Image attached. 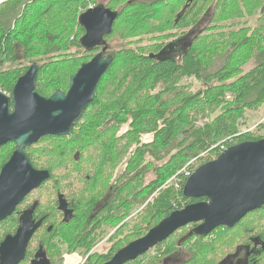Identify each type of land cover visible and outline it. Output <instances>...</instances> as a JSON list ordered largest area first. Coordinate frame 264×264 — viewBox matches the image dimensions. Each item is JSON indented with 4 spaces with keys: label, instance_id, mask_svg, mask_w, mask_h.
Instances as JSON below:
<instances>
[{
    "label": "trees",
    "instance_id": "1",
    "mask_svg": "<svg viewBox=\"0 0 264 264\" xmlns=\"http://www.w3.org/2000/svg\"><path fill=\"white\" fill-rule=\"evenodd\" d=\"M79 1L6 0L0 4V67L17 63L14 68L0 69V90L10 93L17 78L34 61L39 64L35 86L38 93L49 96L68 88L69 77L86 60L81 53L75 59H60L64 51L81 48L79 38L84 29L78 23ZM123 1L122 16L113 29L121 37L153 36L167 28L196 27L204 13L210 16L211 24L190 38L187 51L178 61L162 54L155 56L144 47H124L114 53L95 88L93 101L72 133L44 136L26 149L32 165L49 170L52 176L45 184L43 201L36 199L33 210L34 216H42L47 224L36 238L43 243L50 264H64V255L74 252L85 257L82 264H103L174 210L205 200L183 195L189 177L184 170L191 174L227 147L264 137L238 128L247 110L264 104V24L239 29L233 32L231 41L224 42L215 32L219 26H213L222 18L233 20L256 14L264 0H188L186 19L177 23L172 19L173 8L184 0H164L165 5L163 0ZM160 15L164 17L159 19ZM162 46L159 44L157 50ZM26 60L30 64L22 66ZM189 79L200 87L192 90ZM217 107L220 111L214 110ZM201 115H206V120L198 121ZM263 125L258 123L257 130L262 131ZM144 134H151V139L143 140ZM40 143L42 148L35 149ZM7 146L14 149L10 142L0 146V152ZM10 151L0 154V167ZM35 155H44L43 162H37ZM191 160L195 163L187 165ZM123 161L122 172L111 181V173ZM149 172L152 177L146 180ZM108 187L113 193L107 204L98 215L90 217ZM18 215L12 213L0 221V241L14 232ZM125 219L105 238L110 244L106 252L91 251L95 242L103 239L106 227ZM49 225L51 230H47ZM251 229L255 234L264 231V207L247 213L230 229L217 228L205 237L206 242L196 237L197 241L191 243L195 236L189 235L186 227L180 229V235L169 238H188L190 262L202 264L197 259L210 255L216 242L246 237L243 234ZM157 248L145 254H166L175 246L164 241ZM30 257L28 249L20 264ZM137 260L126 264H137Z\"/></svg>",
    "mask_w": 264,
    "mask_h": 264
},
{
    "label": "water",
    "instance_id": "2",
    "mask_svg": "<svg viewBox=\"0 0 264 264\" xmlns=\"http://www.w3.org/2000/svg\"><path fill=\"white\" fill-rule=\"evenodd\" d=\"M116 17V12L102 5L81 12L78 23L84 34L79 38L80 46L85 51L102 46ZM112 61L110 54H95L69 77L66 91L59 89L49 96L35 90L39 64L34 61L17 78L10 93L0 90V146L14 144V150L0 167V221L10 216L28 193L51 176L49 170L32 165L26 149L44 136L72 133ZM182 193L185 197L205 200L174 210L103 264H126L135 260L189 223L200 222L194 233L204 237L220 226L233 227L247 213L261 208L264 205V137L231 145L216 158L198 166L184 183ZM107 199L105 196L96 204L93 215L106 205ZM35 206L36 202L22 211L14 234L5 235L0 241V264H19L24 259L28 242L40 223L33 219ZM38 263L49 264L45 255Z\"/></svg>",
    "mask_w": 264,
    "mask_h": 264
},
{
    "label": "flooded vegetation",
    "instance_id": "3",
    "mask_svg": "<svg viewBox=\"0 0 264 264\" xmlns=\"http://www.w3.org/2000/svg\"><path fill=\"white\" fill-rule=\"evenodd\" d=\"M97 1L98 0H94L92 2V4H90L86 9H92V8L96 7L97 5H102L105 8L110 9V11L116 12L117 17L113 21L111 33L104 36V44L100 47H96L92 50L86 51L87 54H90V57L88 59L82 61L81 64L85 61H88L91 57H93L95 54H97L99 52L102 53L103 56H107L109 54L110 55L114 54V52H111V47L109 46V41L111 39L110 36L113 32L115 22L120 18V16H122L121 13L124 10V3L116 2L114 0H112V2H110L109 0H103V1H98V2ZM147 1L148 2H157L158 0H147ZM188 5H189V1L184 0L182 2L181 6H178L177 8H173V14L174 15H173L172 19L176 23L179 21V19H182V22L185 21L186 15L188 13V8H187ZM259 12H260V14H264V5L261 7ZM206 16L207 15L205 13L202 15L200 23L203 22V20H204V18H206ZM162 17H164V16L163 15L158 16L159 19ZM208 21H210V16L208 17ZM171 32H173V30ZM177 32L178 33L173 35L170 38L171 39L170 41L164 43L163 46L160 49H158L154 55L158 54L163 49L161 56H165L166 58L170 57L176 61L180 60L181 59L180 55L181 54L183 55L187 51V48L190 45V38H189L190 27L177 28ZM81 49H83V48L81 47ZM38 169H41V168H38ZM51 177L52 176H50V178ZM50 178L43 181L35 190L28 193L23 198V200L16 206L13 213H15V214L19 213L18 219H19V216L22 213V211L31 207L34 204V202L36 201V199L34 200V198L30 199L31 196L33 194H35V192L38 191L39 189L43 188V190H44L45 184L48 180H50ZM55 179H57V178L55 177ZM56 183H57V181H56ZM112 193H113V190L111 189V187H108V189L104 195V197L107 196V198H108L107 202H108ZM104 197H103V199H104ZM55 202H56L55 209L57 211V198H56ZM36 204H37V202H36ZM262 207H264V205ZM261 208H259V209H261ZM259 209H256V210H259ZM61 212L64 215V212L63 211H61ZM92 213H93V210H92ZM92 213H91L90 217H95L96 215H98L100 213V210L94 215ZM33 219L35 220V222L39 221L40 223H39V227L35 230L32 237L30 238L28 245H27V248H26V253H27L28 249L29 250L31 249V257L28 261V264H39L38 263L39 258L41 256H44V255L50 264V260L48 259L46 254L43 252V249H42V247L44 246L43 243L41 241L37 240V238H36L37 233H39V232L42 233L44 231V227H47V224L43 221L42 216H40V217L34 216V211H33ZM199 224H200V222L189 223L185 226L178 228L171 235H169L164 241L168 244V246H171V247H172V245L175 246V248L172 249L171 252L166 253V254L158 253V254H152V255H146L145 254L146 252H145L143 255L136 258V259H138L137 264H147V262H148L147 260H150L151 264H192L190 262V260L192 258H190V255H189V252L187 249V245H188V241H189L188 238H186V239L185 238L170 239L169 237L172 235H180L182 232L180 229L183 227H186V229H189L188 234L189 235L194 234V236H195V238H193L190 242L191 243L196 242L197 241L196 237H201V236H198L194 233L195 228ZM17 225H18V223H17ZM220 227H223V226H220ZM16 228H17V226L15 227V230H16ZM51 229H52V227H51V225H49V228L47 230H51ZM216 229H214V230H216ZM228 229H230V228H228ZM15 230H14V232H15ZM14 232H12L10 234H14ZM212 232L210 234H208L207 236L211 235ZM255 233H257V232H255L253 229H251V232H247V233L243 234V236H246V237H235V238H230V239L219 240L218 242H216L215 248L210 255L200 257L197 260H199V262H201L202 264H264V238L262 237V236H264V231H261L259 234H255ZM207 236L202 237V238H204L203 242L207 241L205 238ZM56 238L57 237H55V239ZM164 241L155 245L151 249L158 251L157 246L164 243ZM162 249L163 248H161V250ZM166 250L170 251V248L167 247ZM40 262H42V261H40Z\"/></svg>",
    "mask_w": 264,
    "mask_h": 264
},
{
    "label": "rangeland",
    "instance_id": "4",
    "mask_svg": "<svg viewBox=\"0 0 264 264\" xmlns=\"http://www.w3.org/2000/svg\"><path fill=\"white\" fill-rule=\"evenodd\" d=\"M4 1H6V0H1L0 4L3 3ZM93 1L94 0H84V1L81 0V1H79L77 6H76L77 13L83 12L90 4H92ZM98 1H103V0H98ZM109 1L112 2V0H109ZM114 1L125 3V1H123V0H114ZM162 2L165 5V4H167L168 0H167V2H165L164 0ZM168 3H170V2H168ZM259 11L260 10H258L256 12V14H254V15L242 16L239 19L230 20V19H223L222 18L220 20L215 21V23H213V26L214 25L219 26L218 28L215 29V32L218 34L217 38L219 39V41L220 42H222V41L224 42V40L231 41L233 39V35H234L233 32H235L239 29H242V28L243 29L254 28V27L258 26L260 23L264 24V14H260ZM206 15L209 17L208 14H206ZM207 16H206V18H204L203 22H201L198 26L190 27L189 38H191L193 35L198 33L200 30H202L203 28H205V27L209 26V24H211L210 21H208ZM258 18H260V20H257ZM239 21L241 23L237 24V22H239ZM232 23H235V24L233 25ZM75 30L76 29L73 30V33L75 32ZM172 30H173V32H171ZM177 33H178L177 28H175V27H174V29L167 28L166 31L162 32L161 34H157V35L154 34L153 36H144V37H138L137 35H134L132 37H121L120 35H118V33L112 32V34L110 36L111 39L109 41V46L111 47V52H114V53H118L119 51L123 50L122 48H124V47H125V49L129 48V47L131 49H134L136 47H144V48H147L148 50H151L152 52H156L157 51L156 47L159 44H164V43L170 41L171 40L170 38ZM243 33L248 34L247 30H243ZM163 34H171V35L162 36ZM81 36H82V34L80 35V37ZM80 53L83 54V56L85 55L84 59L85 58L88 59L90 57V54H87L86 51H84L83 49L72 47L69 50L64 51L62 53L63 55L60 57V59L65 60V58H68V57L69 58L72 57L75 59L77 57V54H80ZM81 62H80V64H81ZM29 64H30L29 60H26L23 62L22 66L29 65ZM15 66H17V63H7L4 66H1L0 69L4 70V69H8V68H14ZM188 81H189V83H191L190 79ZM189 85H190L189 87L193 88L192 90L198 89L200 87V85L195 84V83L194 84L191 83ZM110 90L111 89H107V91H109V92H110ZM214 110L220 111L218 107ZM205 116L206 115L199 116L198 121L206 120V118H204ZM239 123L240 124L238 125V128L240 129V131H245V130L251 131V132L253 131L256 137L257 136H264V125L262 128L263 129L262 131H258L256 128V125L258 123L264 124V104L259 105V107L256 110H247L246 111V119L245 120H239ZM142 138L145 141H149L151 139V134H144L142 136ZM39 146H40V148H42L43 144L40 143V145H37L35 147V149H37V147H39ZM133 148L134 147H132V149ZM13 150L14 149H12L11 146H7L4 148V150H2L0 152V154L7 153V151H10V153H11ZM128 153H130V151ZM36 156L37 155H35V158H37V162H43L42 156H44V155H40L37 157ZM128 157L129 156L127 154L125 161H126V159H128ZM41 159H42V161H41ZM192 163H195V162H193L192 160L188 161L187 165H191ZM123 165H124V161L120 162L119 165L117 166V168H115V170L111 173V177H110L111 181H114L117 178V176L120 175V173L123 170ZM151 177H152V173L149 172L146 180L150 179ZM32 198H34V200L37 199V200L42 202L43 201L42 199L44 198V190L40 189V190L36 191L35 194H33L31 196L30 199H32ZM124 221H127V219L119 222L117 225H114V226L109 225L108 227H106V232H105L103 239L101 241L95 242V244L91 247L92 248L91 251L95 250L96 252H106L108 250L110 244L108 241L105 240V238L107 236H109L113 231H115L117 229V227L119 225H121L122 222H124ZM0 230H2V226H0ZM88 254H90V253H88ZM74 256L77 257L75 259L76 262H74V263L82 264L85 260V257H83L81 254H78L77 252H74L71 254H65L64 258H67V257H68V259L70 257L75 258ZM27 263H28V261H26V263H24V264H27ZM65 264H68V262Z\"/></svg>",
    "mask_w": 264,
    "mask_h": 264
},
{
    "label": "crops",
    "instance_id": "5",
    "mask_svg": "<svg viewBox=\"0 0 264 264\" xmlns=\"http://www.w3.org/2000/svg\"><path fill=\"white\" fill-rule=\"evenodd\" d=\"M76 258L77 257H75V258L70 257L69 259H68V257L64 258V264L67 263V262H68V264H77V263H74V262H76V260H75Z\"/></svg>",
    "mask_w": 264,
    "mask_h": 264
},
{
    "label": "built area",
    "instance_id": "6",
    "mask_svg": "<svg viewBox=\"0 0 264 264\" xmlns=\"http://www.w3.org/2000/svg\"><path fill=\"white\" fill-rule=\"evenodd\" d=\"M225 150V149H224ZM183 170V169H182ZM184 172L187 174V175H190V172L189 171H185Z\"/></svg>",
    "mask_w": 264,
    "mask_h": 264
},
{
    "label": "bare ground",
    "instance_id": "7",
    "mask_svg": "<svg viewBox=\"0 0 264 264\" xmlns=\"http://www.w3.org/2000/svg\"><path fill=\"white\" fill-rule=\"evenodd\" d=\"M1 1V0H0ZM235 22V21H234Z\"/></svg>",
    "mask_w": 264,
    "mask_h": 264
}]
</instances>
